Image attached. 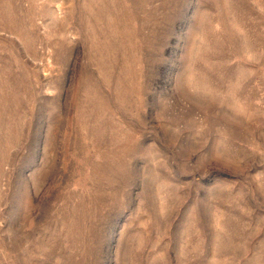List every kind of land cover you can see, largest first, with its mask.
<instances>
[{"label":"rangeland","instance_id":"374dc122","mask_svg":"<svg viewBox=\"0 0 264 264\" xmlns=\"http://www.w3.org/2000/svg\"><path fill=\"white\" fill-rule=\"evenodd\" d=\"M0 264H264V0H0Z\"/></svg>","mask_w":264,"mask_h":264}]
</instances>
